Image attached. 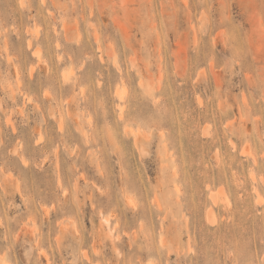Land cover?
<instances>
[{
	"label": "rangeland",
	"instance_id": "rangeland-1",
	"mask_svg": "<svg viewBox=\"0 0 264 264\" xmlns=\"http://www.w3.org/2000/svg\"><path fill=\"white\" fill-rule=\"evenodd\" d=\"M0 264H264V0H0Z\"/></svg>",
	"mask_w": 264,
	"mask_h": 264
}]
</instances>
